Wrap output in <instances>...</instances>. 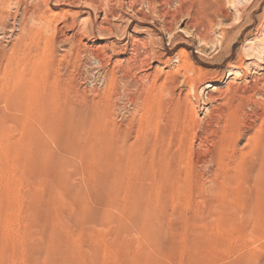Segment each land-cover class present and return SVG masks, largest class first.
Masks as SVG:
<instances>
[{
    "label": "rangeland",
    "instance_id": "rangeland-1",
    "mask_svg": "<svg viewBox=\"0 0 264 264\" xmlns=\"http://www.w3.org/2000/svg\"><path fill=\"white\" fill-rule=\"evenodd\" d=\"M70 1L0 0V264H264V0Z\"/></svg>",
    "mask_w": 264,
    "mask_h": 264
},
{
    "label": "bare ground",
    "instance_id": "bare-ground-1",
    "mask_svg": "<svg viewBox=\"0 0 264 264\" xmlns=\"http://www.w3.org/2000/svg\"><path fill=\"white\" fill-rule=\"evenodd\" d=\"M70 1V0H69ZM86 1V0H85ZM106 1V0H105ZM118 1V0H117ZM143 1V0H142ZM147 1H149V0H147ZM224 1V0H223ZM70 2H72V1H70ZM79 2V1H78ZM101 2H102V0H101ZM133 2V1H132ZM138 2H140V1H138ZM138 2H136V3H138ZM144 2V1H143ZM146 2V1H145ZM144 2V4H146ZM164 2H167V1H164ZM171 2H172V0H171ZM181 3L183 2L184 3V1H180ZM48 3V2H47ZM90 3V2H89ZM142 3V2H141ZM141 3H140V6H141ZM150 3V2H149ZM161 3V2H160ZM113 4V3H112ZM115 4V3H114ZM118 4V3H117ZM147 4H148V2H147ZM151 4V3H150ZM150 4H148V9L150 10V6L152 5H150ZM143 5V4H142ZM14 6V5H13ZM104 6V5H103ZM117 6V5H116ZM139 6V7H140ZM147 6V5H146ZM178 6V5H177ZM8 7V6H7ZM102 7V6H101ZM112 7V6H111ZM130 7V6H129ZM143 7V6H142ZM141 7V8H142ZM154 7V6H153ZM168 7V6H167ZM179 7H180V5H179ZM10 8V7H9ZM105 8V7H104ZM144 8V7H143ZM178 8V7H177ZM160 9V8H159ZM172 9V8H171ZM182 9H187V8H185V7H183ZM181 9V10H182ZM191 9V8H190ZM107 10V9H106ZM131 10V9H130ZM177 10H180V8L179 9H177ZM64 11V10H63ZM132 11V10H131ZM152 11V10H151ZM154 11V10H153ZM214 11V10H213ZM160 12V11H159ZM177 12V11H176ZM183 12V11H182ZM141 13V18L143 17V18H145L146 17V15L145 14H143V12H140ZM148 13V12H147ZM149 13H151V12H149ZM63 14V13H62ZM143 14V15H142ZM137 15V14H136ZM168 15V14H167ZM166 15V16H167ZM157 16V15H156ZM159 16V15H158ZM164 16V15H163ZM175 16H176V14H175ZM216 16H218V15H216ZM215 16V17H216ZM118 17V16H117ZM161 17V16H160ZM176 17H178V16H176ZM175 17V18H176ZM85 18V17H84ZM116 18V17H115ZM114 18V19H115ZM172 18H173V16H172ZM158 19V18H157ZM211 19V18H210ZM144 20V19H143ZM171 20V19H170ZM218 20V19H217ZM56 21V20H55ZM61 21V20H60ZM197 21V20H196ZM212 21V20H211ZM79 22V21H78ZM83 22V21H82ZM152 22V21H151ZM154 22V21H153ZM176 22V21H175ZM207 22H209V19H208V21ZM81 23V22H80ZM212 23V22H211ZM41 24V23H40ZM203 25V24H202ZM201 25V26H202ZM207 25H209L210 26V22L207 24ZM84 26L85 27H87V25H86V23L84 24ZM193 26V25H192ZM22 27V26H21ZM104 28V27H103ZM164 28H166V27H164ZM207 28V27H206ZM105 29V28H104ZM79 30V29H78ZM165 30V29H164ZM208 30H210V29H208ZM206 31V30H205ZM212 31V30H211ZM22 33V32H21ZM209 33V32H208ZM171 34H172V32H171ZM225 34V33H224ZM81 35V34H80ZM223 35V34H222ZM173 36V35H172ZM225 36V35H224ZM20 37V36H19ZM209 35L208 36H206V35H204V36H202V42H209ZM213 37V36H212ZM223 37V36H222ZM118 38V37H117ZM224 38V37H223ZM222 38V39H223ZM60 39V38H59ZM211 39V38H210ZM225 39V38H224ZM132 40V39H131ZM201 41V40H200ZM212 41V40H211ZM213 42V41H212ZM215 42V41H214ZM89 44V43H88ZM203 44V43H202ZM207 44V43H206ZM219 45V44H218ZM99 46V45H98ZM215 46V45H214ZM221 46V45H220ZM133 48V47H132ZM221 48V47H220ZM89 51V50H88ZM102 52V51H101ZM135 53V52H134ZM133 53V54H134ZM152 53V52H151ZM136 54V53H135ZM202 54V53H201ZM75 55V54H74ZM261 55V54H260ZM137 56V55H136ZM136 56H132V58H131V60L128 62V66H127V69L128 70H132L133 68H137L138 70H140V71H142V70H144V68H145V63H146V61H147V58H145V59H141V60H138L137 59V57ZM148 56V55H147ZM181 56L183 57L182 58V67L183 68H189V62L190 61H188V58L186 57V55H185V53H182L181 54ZM96 58V57H95ZM179 59V58H178ZM257 59V58H256ZM121 60V59H120ZM152 60V59H151ZM94 61V60H93ZM262 61V60H261ZM247 62V61H246ZM92 64V63H91ZM109 64V63H108ZM149 64V63H148ZM99 66V65H98ZM90 67V66H89ZM149 68V67H148ZM237 68V67H236ZM238 69L241 71L242 69H243V64H239L238 65ZM238 70V71H239ZM140 71L139 72H136V73H140ZM235 72V71H234ZM232 73V72H231ZM237 73V72H236ZM94 74V73H93ZM233 74V73H232ZM235 74V73H234ZM103 75V74H102ZM150 75V74H149ZM149 75L147 74V71H144V76H145V78H148L149 77ZM230 75V74H229ZM172 77V76H171ZM198 77H200V74L198 75ZM83 79V78H82ZM255 79V78H254ZM138 80V79H137ZM192 80V79H191ZM215 81V80H214ZM193 82V81H192ZM212 82V81H211ZM216 83V82H215ZM192 84V83H191ZM197 84V83H196ZM214 85V84H213ZM246 85V84H245ZM139 86V85H138ZM181 86V85H180ZM194 86V85H193ZM263 87H264V85H262ZM92 87V86H91ZM211 87V85H209V87H207V88H210ZM115 95V94H114ZM15 97V96H14ZM257 97V96H256ZM245 98V97H244ZM189 99V98H188ZM193 101V100H192ZM254 103V102H253ZM128 106H129V104H128ZM252 106V105H251ZM14 108V107H13ZM195 108V107H194ZM198 109V108H197ZM192 110V109H191ZM222 111V110H221ZM231 111V110H230ZM191 112V111H190ZM230 113V112H229ZM258 114V113H257ZM191 119V118H190ZM249 119V118H248ZM254 120V119H253ZM200 123V122H199ZM142 128V127H141ZM213 130V129H212ZM223 130V129H222ZM206 132V131H205ZM259 132V131H258ZM215 134V133H214ZM219 137V136H218ZM218 139V138H217ZM147 140V139H146ZM124 142V141H123ZM210 144V143H209ZM125 145H127V144H125ZM142 145V144H141ZM153 145V144H152ZM183 145V144H182ZM221 146V145H220ZM258 146V145H257ZM256 146V147H257ZM143 147V146H142ZM155 147V146H154ZM153 147V148H154ZM207 148V147H206ZM125 149V148H124ZM149 149V148H148ZM201 149V148H200ZM123 150V149H122ZM125 152V151H124ZM131 152V151H130ZM190 152V151H189ZM220 153V152H219ZM124 154H126V153H124ZM124 157V156H123ZM127 158H128V155L126 156ZM124 159H126V158H124ZM127 161V160H126ZM128 162V161H127ZM129 170V169H128Z\"/></svg>",
    "mask_w": 264,
    "mask_h": 264
}]
</instances>
